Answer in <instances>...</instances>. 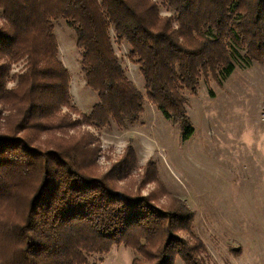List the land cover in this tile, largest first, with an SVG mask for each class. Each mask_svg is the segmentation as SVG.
<instances>
[{
  "label": "trees",
  "instance_id": "trees-1",
  "mask_svg": "<svg viewBox=\"0 0 264 264\" xmlns=\"http://www.w3.org/2000/svg\"><path fill=\"white\" fill-rule=\"evenodd\" d=\"M43 1L0 0V207L20 201L24 211L23 220L21 213L5 226L0 222V264H89V256L112 244L137 248L141 239L153 243L161 234L166 243L155 264H172L175 255L184 264H202L200 247L171 234L186 225L187 215L117 192L75 161L63 162L62 151L33 147L14 131L57 129L60 107H71L69 77L52 34V20L66 16L78 32L86 83L99 97L91 119L137 121L147 98L165 119L179 122L187 139L193 127L182 91L195 92L201 75L227 78L243 46L247 62L264 59V0H161L170 11L164 18L154 0H52L51 8ZM110 28L129 45L145 96L114 54ZM23 56L27 70L9 90L10 64ZM2 109L9 111L3 121Z\"/></svg>",
  "mask_w": 264,
  "mask_h": 264
},
{
  "label": "rangeland",
  "instance_id": "rangeland-1",
  "mask_svg": "<svg viewBox=\"0 0 264 264\" xmlns=\"http://www.w3.org/2000/svg\"><path fill=\"white\" fill-rule=\"evenodd\" d=\"M154 1L159 2V17H168L170 11L161 0ZM43 2L47 8L53 4ZM52 24L56 57L69 77L71 107H60L57 129L20 130L14 135L26 137L31 146L46 152L62 151L63 162L75 161L87 176L105 181L117 192L145 197L162 210L187 215L188 222L177 224L186 225L171 234L190 247H200L196 255L202 264H264V59L247 62L243 46L237 49L235 69L227 78L201 75L195 92L183 90L186 116L193 127L192 135L183 140L179 122L165 119L147 98L137 121L91 119L99 97L85 80L76 26L66 16H58ZM109 36L125 75L145 96L144 80L129 56V45L117 40L113 28ZM26 70V56L12 62L8 69L12 79L6 88H15ZM9 111L2 109V121ZM0 208L4 226L12 223L13 215L22 213L24 218L20 201ZM166 237L161 234L153 243L141 239L137 248L115 243L88 261L132 264L137 259L155 264L154 255L164 252ZM172 264L184 261L175 255Z\"/></svg>",
  "mask_w": 264,
  "mask_h": 264
}]
</instances>
